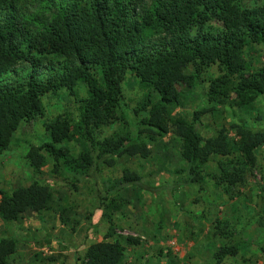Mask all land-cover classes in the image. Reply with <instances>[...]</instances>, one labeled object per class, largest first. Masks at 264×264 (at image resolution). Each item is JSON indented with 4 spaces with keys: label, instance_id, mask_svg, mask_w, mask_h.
<instances>
[{
    "label": "trees",
    "instance_id": "16d2710c",
    "mask_svg": "<svg viewBox=\"0 0 264 264\" xmlns=\"http://www.w3.org/2000/svg\"><path fill=\"white\" fill-rule=\"evenodd\" d=\"M252 1L0 0V156L22 124L45 115L44 97L67 91L75 98L78 118L44 122L50 140L30 146L25 156L35 174L51 160L52 174L84 177L101 161L112 165L122 155L147 158L150 144L172 134L187 163V183L201 184L210 175L220 187L242 183L264 148V130L254 131L242 121L204 138L196 125L212 107L194 111L191 120L172 116V110L180 104L181 88L196 84L198 65L220 69L208 81L209 104L247 109L264 95V66L252 69L245 57L247 47L264 46V0ZM9 73L18 74L5 80ZM127 73L143 94L133 109L134 125L97 139L117 121L127 126L120 84ZM231 94L234 99L228 102ZM76 137L86 147L73 155L66 145ZM213 162L216 175L206 171ZM138 181L126 169L119 184ZM1 194L4 222H17L25 209L41 214L52 198L48 186L38 181ZM115 200L123 202H109ZM113 235L110 227L103 240L89 245L81 264H122L125 247L108 241ZM127 242L138 244L133 238ZM16 244L14 238H0V264L8 263ZM245 245L239 238L236 244L218 246L215 264Z\"/></svg>",
    "mask_w": 264,
    "mask_h": 264
},
{
    "label": "rangeland",
    "instance_id": "374dc122",
    "mask_svg": "<svg viewBox=\"0 0 264 264\" xmlns=\"http://www.w3.org/2000/svg\"><path fill=\"white\" fill-rule=\"evenodd\" d=\"M252 3L250 0L249 5ZM245 57L252 69L264 66V46L247 47ZM201 66L194 71L198 75L194 87L181 88L180 104L173 108L172 116L191 120L194 111L212 107L196 125L204 138L214 136L220 127L228 130L230 124L242 121L254 131L264 130V95L247 109L229 103L209 104L208 81L218 76L220 69L217 65ZM189 72L193 73L192 67ZM17 74L9 73L4 79ZM120 84L121 112L127 126L117 121L97 134V139L129 131L134 125L133 109L143 94L129 73ZM84 95L81 88L79 96ZM232 99L233 94L227 101ZM43 104L45 115L22 124L10 148L0 156L3 194L33 181L48 186L52 193L48 210L41 214L25 209L17 222L0 219V238L17 240L7 264H81L87 247L103 240L110 227L114 235L108 241L118 240L125 247L122 264H215L216 248L236 244L239 238L246 244L244 249L221 264H264V148L244 181L230 189L217 186L211 175L201 184L187 183V163L180 157L179 139L172 134L150 144L147 158L122 155L112 165L101 161L84 177L52 174L51 160L35 174L25 156L30 146L39 147L50 140L44 122L56 117L68 122L78 118L75 98L67 91L47 95ZM66 146L77 155L85 149L86 141L76 137ZM126 169L139 178L138 184H119ZM206 171L218 174L216 162ZM113 198L123 202H109ZM128 238L137 239L138 244H128Z\"/></svg>",
    "mask_w": 264,
    "mask_h": 264
}]
</instances>
